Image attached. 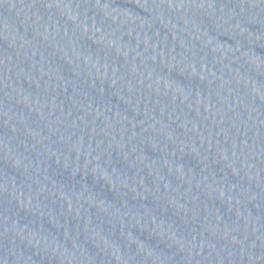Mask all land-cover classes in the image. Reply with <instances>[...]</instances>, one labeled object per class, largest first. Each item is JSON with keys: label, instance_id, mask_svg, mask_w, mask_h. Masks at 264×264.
Instances as JSON below:
<instances>
[{"label": "water", "instance_id": "1", "mask_svg": "<svg viewBox=\"0 0 264 264\" xmlns=\"http://www.w3.org/2000/svg\"><path fill=\"white\" fill-rule=\"evenodd\" d=\"M0 264H264V0H0Z\"/></svg>", "mask_w": 264, "mask_h": 264}]
</instances>
